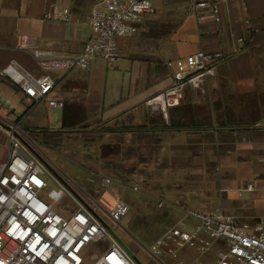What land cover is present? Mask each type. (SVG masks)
<instances>
[{
    "label": "crops",
    "instance_id": "1",
    "mask_svg": "<svg viewBox=\"0 0 264 264\" xmlns=\"http://www.w3.org/2000/svg\"><path fill=\"white\" fill-rule=\"evenodd\" d=\"M101 1L0 0V67L17 60L33 73L42 72L29 51L17 48L20 34L28 35L29 43L39 48L64 55L81 52L92 34L89 14L101 7ZM209 1L218 3L217 14L210 4L193 7L191 0H153L155 11L135 25L132 36L119 38L115 65L96 57L90 69L51 71L56 85L50 97L64 105L49 106L40 100L24 115L41 102L48 111L62 108L64 128L73 133L84 131L97 146L95 152L83 147V151H71L84 161L94 159L90 178L95 176L105 187L101 179L109 177L113 191L138 183L145 187L140 192L163 202L160 207L167 227L157 237L174 225L195 224L194 218L186 217V208L231 215L247 223L264 216V126L254 125L264 121V0ZM54 9L69 13L71 19H50L48 13ZM238 36L245 38L246 45L234 51ZM200 49L223 51L227 56L218 63L209 92L186 87L181 104L190 106L186 110L177 108L181 104L172 107L165 118L147 100L173 82L166 61ZM1 95L9 102L20 100L26 109L31 104L2 77ZM249 98L257 99L253 119L241 116ZM196 104L204 105L207 112L211 108L216 120H203L201 114L194 117ZM158 115L164 120L157 121ZM170 119L175 123L169 126ZM22 127L37 143V134ZM153 135L155 140L143 141ZM148 148V158L137 156ZM7 155V137L0 127V159ZM248 183L254 186L252 190L245 189ZM118 197L105 200L109 203ZM135 220L131 222L140 231ZM180 254L190 261L197 250L183 246ZM165 259L160 264H175L169 254Z\"/></svg>",
    "mask_w": 264,
    "mask_h": 264
},
{
    "label": "built area",
    "instance_id": "2",
    "mask_svg": "<svg viewBox=\"0 0 264 264\" xmlns=\"http://www.w3.org/2000/svg\"><path fill=\"white\" fill-rule=\"evenodd\" d=\"M191 4L193 7L210 4L215 14L219 12L217 2L191 0ZM243 9L247 11V5ZM154 11L153 0H102L101 7L93 8L89 14L92 34L77 54L64 55L39 48L29 43L28 35H19L17 48L29 51L42 72L33 73L17 60L0 67V77L8 79L31 101L22 116L11 120L8 114L12 110L0 97V127L8 144L7 157L0 159V264H86V248L106 237L108 244L90 264H142L110 234L109 226L97 212L102 208L112 220L120 223L130 211L129 202L121 197L114 199L109 207L101 201L93 202L77 183L63 176L68 186L45 163L57 170L42 148L28 136L21 121L40 100H45L49 106L64 105L62 100L50 97L56 85L51 71L90 69L96 57L115 65L119 59V38L132 36L135 25ZM48 17L71 19L69 13L57 9L50 11ZM235 42L234 51L246 45L243 36L236 37ZM226 56L223 51L200 49L167 60L173 82L149 98L147 104L157 107L168 118L169 109L180 105L184 99L186 87L209 92L217 65ZM254 125L264 126V121L259 120ZM46 176L60 186L51 188L48 198L41 195L48 187ZM101 183L110 186L112 181L102 177ZM139 187L138 183L132 185L134 190ZM253 188L251 183L245 187L246 190ZM67 194L74 203L69 215L57 210L58 203ZM162 204L160 201L159 205ZM185 215L194 218L196 223L168 228L148 248L158 261L166 260L169 254L175 264H264V216L247 223L235 216L191 208L185 209ZM183 246L195 248L197 255L190 261L181 258Z\"/></svg>",
    "mask_w": 264,
    "mask_h": 264
},
{
    "label": "rangeland",
    "instance_id": "3",
    "mask_svg": "<svg viewBox=\"0 0 264 264\" xmlns=\"http://www.w3.org/2000/svg\"><path fill=\"white\" fill-rule=\"evenodd\" d=\"M1 96L3 100L6 101V106L11 110L13 109L9 113L8 119L16 120L19 116L24 114L26 111V105L23 102L16 98L15 100L9 102L3 95ZM246 101L248 103V108L246 112L244 111V113L241 114V116L242 118L245 117L253 119L257 115V99L249 98L245 100L244 103ZM205 105L210 106L209 104ZM189 106V103L187 104V102H184L177 108L186 110ZM204 107V105L196 104L193 110L194 117L195 115L199 116L201 114L203 116V120H216V114L213 112V110L208 107L209 110L207 112ZM62 114V108L56 107L48 111L44 108L43 102H41L37 104L27 116L24 117L22 125L28 128L29 131L35 132L37 134V144L40 147H43L42 150H45L43 151L44 154L52 161L55 168L67 178H70L76 182L83 191L90 195L93 202H96L98 199H100L101 202L108 207L112 205L111 203L114 200L110 201L111 203H108V201L105 200L107 196H121L130 200V211L122 218L120 223L112 220L108 213L102 208H98V215L101 216V218L109 226L110 234L118 238L123 243V246L135 258L141 261L142 264H160V262L155 259L148 251V248H150L151 243L155 240L157 235L167 227V224L165 225L163 222L165 213L160 207L158 199L152 195H147L146 193L140 192V190L145 188L142 185H140L139 191L128 187H120L117 188L116 191H113L111 190V184L110 186L102 187L100 183H97L98 181L95 176H93L94 181L89 180V173L92 171L90 164L93 163L94 159L90 161H84L82 157L73 155L71 151H83L81 149L83 147L86 151L95 152L97 146L94 143V140L88 139L91 136L85 134L84 131L83 133L77 131L73 133V131L71 132L70 130L64 128L66 126H63ZM158 116L159 118L157 121L164 120L161 115ZM186 121L192 122V120L189 118H186ZM172 123H175V120L171 122L170 119L169 126ZM55 125H58L57 129L55 128ZM40 127H44L45 129ZM151 139L155 140V136L153 135V138L149 137L143 141L150 142ZM153 149H155V147H153ZM150 150L151 149L148 148V150H143L141 152L139 151V153L137 152L136 154L139 157L141 156L142 158H148V156L151 154ZM85 155H87L85 156L86 159L87 157L91 158L90 154ZM126 157L128 159V153ZM139 170L140 168L137 169L138 173L140 172ZM153 172L155 173V170H153ZM165 178L166 177H164V179ZM46 179L48 181V187L42 192L41 195L45 198H48V191L51 188L57 189L60 186L50 176H46ZM73 209L74 203L69 194L64 196L57 206V210L65 213L66 215H69ZM133 217L136 218L135 221H138V224L142 228L140 231L135 229V226L131 222ZM107 244L108 238L106 237L86 248L84 251V256L87 257L86 264H90L92 261H94L104 250Z\"/></svg>",
    "mask_w": 264,
    "mask_h": 264
},
{
    "label": "water",
    "instance_id": "4",
    "mask_svg": "<svg viewBox=\"0 0 264 264\" xmlns=\"http://www.w3.org/2000/svg\"><path fill=\"white\" fill-rule=\"evenodd\" d=\"M48 166H49V168L58 176V177H60L67 185H68V183L65 181V179L63 178V174L62 173H59L57 170H55L53 167H51V165H49V163H47V162H45ZM69 186V185H68ZM120 241V240H119ZM121 242V241H120ZM122 243V242H121ZM123 244V243H122Z\"/></svg>",
    "mask_w": 264,
    "mask_h": 264
}]
</instances>
